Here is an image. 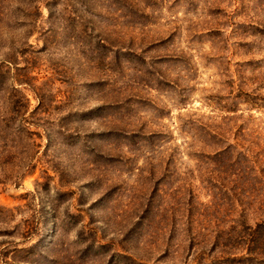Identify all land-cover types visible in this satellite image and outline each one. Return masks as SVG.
I'll return each instance as SVG.
<instances>
[{
    "label": "rangeland",
    "instance_id": "374dc122",
    "mask_svg": "<svg viewBox=\"0 0 264 264\" xmlns=\"http://www.w3.org/2000/svg\"><path fill=\"white\" fill-rule=\"evenodd\" d=\"M262 160L264 0H0V264H223Z\"/></svg>",
    "mask_w": 264,
    "mask_h": 264
},
{
    "label": "trees",
    "instance_id": "16d2710c",
    "mask_svg": "<svg viewBox=\"0 0 264 264\" xmlns=\"http://www.w3.org/2000/svg\"><path fill=\"white\" fill-rule=\"evenodd\" d=\"M224 153L225 149H222V155ZM244 158L252 163L253 158L251 156L246 155ZM262 161L263 163H261ZM262 161L257 162V165L260 167L259 170L264 172V160ZM261 178L258 177L260 182H262ZM256 197L259 200L258 202H264V187L256 190ZM249 228V231L245 234H237L241 239V243L238 241V244L245 245L242 250L240 249V254L222 257L223 264H264V216L256 220L253 226H249Z\"/></svg>",
    "mask_w": 264,
    "mask_h": 264
}]
</instances>
